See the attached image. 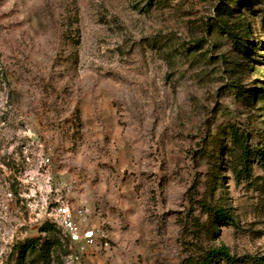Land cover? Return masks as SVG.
<instances>
[{
	"label": "rangeland",
	"instance_id": "1",
	"mask_svg": "<svg viewBox=\"0 0 264 264\" xmlns=\"http://www.w3.org/2000/svg\"><path fill=\"white\" fill-rule=\"evenodd\" d=\"M233 127L264 146V0H0V264L32 239L45 250L26 264H182L220 246L253 264L264 168L235 180ZM57 202H86L106 236L75 263Z\"/></svg>",
	"mask_w": 264,
	"mask_h": 264
},
{
	"label": "trees",
	"instance_id": "2",
	"mask_svg": "<svg viewBox=\"0 0 264 264\" xmlns=\"http://www.w3.org/2000/svg\"><path fill=\"white\" fill-rule=\"evenodd\" d=\"M228 34L231 33L228 31ZM231 138L237 147L236 150V161L233 167V173L235 180L240 182L241 180L249 181L252 178V163L255 162L264 168V146H257L255 149L251 148L249 145V135L245 134L239 128L231 129ZM208 212L216 218L219 222L223 224L232 223V218L230 215L222 208L208 207ZM46 226H49L46 223ZM47 228V227H46ZM56 227L51 224V229H45L44 232L51 233L50 230H55ZM55 245L53 242L50 245V249ZM45 250V243L39 245L36 239L26 241L24 245L19 248L18 264L28 263V259L31 257H41L43 251ZM217 261H224L226 264H241L240 258L233 257L227 247L220 246L218 248H213L205 253L204 256H190L182 264H214ZM253 264H264V256L255 258Z\"/></svg>",
	"mask_w": 264,
	"mask_h": 264
},
{
	"label": "built area",
	"instance_id": "3",
	"mask_svg": "<svg viewBox=\"0 0 264 264\" xmlns=\"http://www.w3.org/2000/svg\"><path fill=\"white\" fill-rule=\"evenodd\" d=\"M89 213L86 202L79 203L76 215L68 202H57V205L48 213L49 220L63 232L68 241L71 263L80 261L84 255L97 247L99 241L106 238L100 227L88 226L87 215ZM104 245H108L107 241H104Z\"/></svg>",
	"mask_w": 264,
	"mask_h": 264
}]
</instances>
